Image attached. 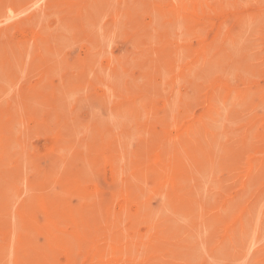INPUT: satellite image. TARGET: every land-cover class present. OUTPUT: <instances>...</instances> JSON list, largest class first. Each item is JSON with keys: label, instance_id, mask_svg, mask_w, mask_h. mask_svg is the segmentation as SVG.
<instances>
[{"label": "rangeland", "instance_id": "1", "mask_svg": "<svg viewBox=\"0 0 264 264\" xmlns=\"http://www.w3.org/2000/svg\"><path fill=\"white\" fill-rule=\"evenodd\" d=\"M39 1L0 0V264H264V0Z\"/></svg>", "mask_w": 264, "mask_h": 264}, {"label": "bare ground", "instance_id": "2", "mask_svg": "<svg viewBox=\"0 0 264 264\" xmlns=\"http://www.w3.org/2000/svg\"><path fill=\"white\" fill-rule=\"evenodd\" d=\"M38 1H39V0H38ZM111 1H114V0H111ZM188 1H189V0H188ZM210 1H212V0H210ZM94 2H95V1H94ZM97 2H98V1H97ZM33 3H34V2H33ZM39 3H40V1H39ZM185 3H187V2H185ZM204 3H205V0H204ZM206 3H207V2H206ZM114 4H115V3H114ZM196 4H199V3H196ZM201 4H203V2H202ZM6 5H7V4H6ZM31 5H32V4H31ZM34 5H35V4H34ZM36 5H37V4H36ZM42 5H43V4H42ZM96 5H97V3L95 4V6H96ZM98 5L100 6V4H98ZM98 5H97V6H98ZM103 5H104V4H103ZM187 6H188V4H187ZM205 6H206V5H205ZM205 6H204V7H205ZM246 6H247V4H246ZM28 8H29V7H28ZM31 8H32V7H31ZM198 8H199V7H198ZM200 8H201V7H200ZM205 9H206V8H205ZM72 10H73V9H72ZM104 11H105V10H104ZM20 12H21V14H22V11H20ZM209 12H210V11H209ZM25 13H27V10H26ZM197 13H199V12H197ZM210 13H211V12H210ZM61 14H63V13H61ZM211 14H212V13H211ZM23 15H24V14H23ZM100 15H101V14H100ZM102 15H103V14H102ZM18 16H19V15H18ZM41 16H42V15H41ZM98 16H99V15H98ZM132 16H133V15H132ZM227 16H228V14H227ZM100 17H101V16H100ZM100 17H99V19H100ZM192 17H193V16H192ZM225 17H226V16H225ZM16 18H17V17H16ZM104 18H105V17H104ZM6 19H7V18H6ZM13 19H14V18H13ZM102 19H103V16H102ZM120 19H121V18H120ZM123 19H124V18H123ZM221 19H222V18H221ZM225 19H226V18H225ZM100 21H101V20H100ZM245 21H246V20H245ZM259 21H260V20H259ZM259 21H258V22H259ZM6 22H7V20H6ZM60 22H61V21H60ZM240 23H241V22H240ZM243 23H244V22H243ZM100 24H101V22H100ZM121 24H122V23H121ZM218 24H219V23H218ZM245 24H246V23H245ZM256 24H257V23H256ZM263 24H264V23H263ZM204 25H205V24H204ZM248 25H249V24H248ZM257 25H258V24H257ZM4 26H5V25H4ZM37 26H38V25H37ZM176 26H177V24H176ZM176 26H175V27H176ZM59 27H61V26H59ZM62 27H63V26H62ZM121 27H123V26H121ZM218 27H219V26H218ZM241 27H242V26H241ZM261 27H262V26H261ZM97 28H98V27H97ZM103 28H104V27H103ZM99 29H100V28H99ZM99 29H98V30H99ZM122 29H123V28H122ZM180 29H181V28H180ZM244 29H245V28H244ZM48 30H49V28H48ZM63 30H64V29H63ZM65 30H66V29H65ZM96 30H97V29H96ZM102 30H103V29H102ZM113 30H114V29H113ZM116 30H117V29H116ZM49 31H50V30H49ZM49 31H48V32H49ZM60 31H61V30H60ZM60 31H59V32H60ZM67 31H69V30H67ZM67 31H65V32H67ZM103 31H104V30H103ZM114 31H115V30H114ZM151 31H152V30H151ZM223 31H224V30H223ZM244 31H245V30H244ZM44 32H45V31H44ZM63 32H64V31H63ZM70 32H71V30H70ZM153 32H154V31H153ZM199 32H200V31H199ZM68 33H69V32H68ZM97 33H98V32H97ZM99 33H101V32H99ZM99 33H98V34H99ZM196 33H197V32H196ZM244 33H245V32H244ZM250 33H251V32H250ZM120 34H121V33H120ZM70 35H71V34H70ZM249 35H250V34H249ZM45 36H46V35H45ZM102 36H104V35H102ZM220 36H221V35H220ZM70 37H71V36H70ZM100 37H101V34H100ZM228 37H229V36H228ZM67 38H68V35H67ZM220 38H221V37H220ZM238 38H239V37H238ZM60 39H61V38H60ZM68 39H69V38H68ZM71 39H72V38H71ZM63 40H64V39H63ZM66 40H67V39H66ZM105 40H106V39H105ZM176 40H177V39H176ZM61 41H62V40H61ZM72 41H73V40H71V42H72ZM108 41H109V40H108ZM114 41H115V40H114ZM114 41H112V42H114ZM156 41H157V40H156ZM241 41H242V39H241ZM63 42H64V41H63ZM63 42H62V43H63ZM66 42L68 43V40H67ZM104 42H105V41H104ZM112 42H111V43H112ZM230 42H231V40H230ZM105 43H106V42H105ZM218 43H219V42H218ZM238 43H239V42H238ZM248 43H249V41H248ZM52 44H53V43H52ZM68 44H70V40H69V43H68ZM106 44H107V43H106ZM134 44H135V43H134ZM239 44H240V43H239ZM246 44H247V43H246ZM70 45H72V44H70ZM112 45H113V44H112ZM112 45H111V46H112ZM249 45H250V44H249ZM64 46H65V48H66V45H64ZM64 46H63V47H64ZM226 46H228V45H226ZM238 46L240 47V45H238ZM238 46H237V47H238ZM245 46H246V45H245ZM247 46H248V45H247ZM31 47H32V46H31ZM224 47H225V46H224ZM235 47H236V45H235ZM237 47H236V48H237ZM67 48H68V46H67ZM233 48H234V46H233ZM241 48H242V47H241ZM68 49H70V48H68ZM218 49H219V48H218ZM253 49H254V48H253ZM28 50H29V49H28ZM28 50H27V51H28ZM65 50H66V49H65ZM92 50H93V49H92ZM102 50H103V49H102ZM188 50H189V49H188ZM194 50H195V49H194ZM248 50H249V49H248ZM95 51H96V50H95ZM210 51H211V50H210ZM221 51H222V50H221ZM221 51H220V52H221ZM235 51H236V50H235ZM238 51H239V50H238ZM238 51H236V52H238ZM246 51H247V50H246ZM10 52H11V51H10ZM29 52H30V51H29ZM225 52H226V51H225ZM229 52H230V50H229ZM233 52H234V51H233ZM241 52H242V50H241ZM241 52H240V53H241ZM200 53H202V52H200ZM211 53H212V52H211ZM211 53H210V54H211ZM246 53H247V52H246ZM98 54H99V53H98ZM219 54H220V53H219ZM229 54H230V53H229ZM55 55H58V54L55 53ZM55 55H54V56H55ZM102 55H103V54H102ZM107 55H108V53H107ZM260 55H262V53H261ZM46 56H47V55H46ZM99 56H100V55H99ZM99 56H98V57H99ZM105 56H106V55H105ZM110 56H111V55H110ZM153 56H154V55H153ZM191 56H192V55H191ZM237 56H238V55H237ZM239 56H240V55H239ZM180 57H181V56H180ZM196 57H197V56H196ZM200 57H201V56H200ZM94 58H95V56H94ZM101 58H102V57H101ZM220 58H221V56H220ZM226 59H228V58H226ZM51 60H52V59H51ZM99 60H100V58H99ZM99 60H98V61H99ZM113 60H114V59H113ZM137 60H138V59H137ZM186 60H187V58H186ZM202 60H203V59H202ZM217 60H218V58H217ZM160 61H161V60H160ZM214 61H215V60H214ZM221 61H224V60H221ZM238 61H239V60H238ZM64 62H65V61L62 62L63 65H64ZM114 62H115V61H114ZM141 62H142V61H141ZM158 62H159V61H158ZM215 62H216V61H215ZM228 62H229V61H228ZM52 63H53V62H52ZM58 63H60V62H58ZM199 63H200V61H199ZM222 63H223V62H222ZM225 63H226V62H225ZM225 63H224V64H225ZM26 64H27V63H26ZM115 64H116V63H115ZM136 64H137V63H136ZM201 64H202V63H200V66H201ZM206 64H207V62H206ZM213 64H214V63H213ZM216 64H217L216 66L222 68V66H219L218 63H216ZM129 65H131V64H129ZM17 66H18V65H17ZM98 66H99V65H98ZM193 66H194V65H193ZM200 66H199V67H200ZM205 66H206V68H207L208 65H205ZM235 66H236V65H235ZM119 67H120V66H119ZM223 67H224V66H223ZM19 68H20V67H19ZM39 68H41V67H39ZM142 68H143V67H142ZM193 68H194V67H193ZM193 68H192V69H193ZM209 68H210V66H209ZM211 68H212V66H211ZM25 69H26V67H25ZM25 69H24V70H25ZM203 69H205V68H203ZM214 69H215V68L213 67L212 72L214 71ZM240 69H241V68H240ZM105 70H106V69H105ZM117 70H118V69H117ZM146 70H148V69H146ZM195 70H197V69H195ZM41 71H42V69H41ZM205 71H207V72L209 73V69H208V70L206 69ZM234 71H235V70H234ZM234 71L232 70V72H234ZM24 72H25V71H24ZM58 72H59V70H58ZM58 72H57V73H58ZM106 72H107V71H106ZM139 72H140V71H139ZM188 72H189V71H188ZM212 72H211V73H212ZM190 73H191V72H190ZM194 73H195V72H194ZM54 74H56V73H54ZM108 74H109V73H108ZM149 74H150V73H149ZM169 74H170V73H169ZM245 75H246V74H245ZM99 76H100V75H99ZM149 76H150V75H149ZM163 76H164V74H163ZM190 76H191V75H190ZM198 76H199V75H198ZM198 76H197V78H198ZM203 76H204V75H203ZM92 77H93V76H92ZM204 77H205V76H204ZM206 77H207V75H206ZM244 77H245V76H244ZM2 78H3V77H2ZM114 78H115V77H114ZM190 78H191V77H190ZM201 78H202V77H201ZM201 78L199 77V79H201ZM187 79H188V78H187ZM192 79H193V78H192ZM44 80H45V78H44ZM148 80H149V77H148ZM6 81H7V80H6ZM200 81H202V80H200ZM96 82H97V81H96ZM121 82H122V81H121ZM6 83H7V82H6ZM16 83H17V82H16ZM44 83H45V82H44ZM46 83H47V82H46ZM109 84H111V83H109ZM9 85H10V84H9ZM47 85H48V84H47ZM3 86H4V85H3ZM103 86H104V85H103ZM5 87H6V86H5ZM12 87H13V86H12ZM12 87H11V88H12ZM69 87H70V86H69ZM36 88H38V87H36ZM40 88L43 89L44 87L42 88V86H40ZM40 88H39V90H40ZM86 88H87V87H86ZM3 89H4V88H3ZM5 89H6V88H5ZM46 89H47V88H46ZM8 90H9V89H8ZM13 90H14V89H13ZM15 90H16V89H15ZM65 90H66V88H65ZM71 90H72V87H71ZM72 91H74V90H72ZM76 91H78V90L75 89V94H77ZM45 92H46V91H45ZM173 92H174V91H173ZM263 92H264V91H263ZM68 93H69V92H68ZM78 93H79V92H78ZM259 93H261V92H259ZM0 95H1V94H0ZM59 95H60V94H59ZM69 95H70V94H69ZM2 96H4V95H2ZM76 96H77V95H76ZM248 96H249V95H248ZM249 97H250V96H249ZM251 97H252V96H251ZM69 98H70V97H69ZM73 98H74V97H73ZM213 98H216V97H213ZM39 99H40V97L38 98V100H39ZM66 99H68V98H66ZM216 99H217V98H216ZM40 100H41V99H40ZM62 100H63V99H62ZM250 100H251V99H250ZM214 101L216 102L215 99H214ZM217 101H218V99H217ZM221 101H222V100H221ZM240 101H241V100H240ZM42 102H43V101H42ZM109 102H111V100H110ZM218 103H219V102H218ZM218 103H217V104H218ZM221 103H222V102H221ZM175 104H176V103H175ZM227 104H228V103H227ZM243 104H244V103H243ZM245 104H246V103H245ZM261 104H262V103H261ZM45 105H46V104H45ZM66 105H67V104H66ZM68 105H69V104H68ZM218 105H219V104H218ZM236 106H237V105H236ZM215 107H216V106H215ZM218 108H219V107H218ZM139 109H141V108H139ZM130 110H131V109H130ZM172 110H173V109H172ZM239 110H240V109H239ZM256 110H257V109H256ZM259 110H260V109H259ZM261 110H262V108H261ZM170 111H171V109H170ZM170 111H169V112H170ZM226 111H227V110H226ZM174 112H175V111H174ZM223 113H225V111H223ZM227 113H228V112H227ZM128 114H129V113H128ZM213 114H214V113H213ZM216 115H217V114H216ZM225 115H226V114H225ZM225 115H224V116H225ZM141 116H142V115H141ZM239 116H240V115H239ZM215 117H216V116H215ZM246 117H247V116H246ZM218 118H220V117H218ZM222 118H223V117H222ZM112 119H113V118H112ZM224 119L227 120V119H226V116H225ZM262 119H263V118H262ZM210 121H211V120H210ZM241 121H242V120H241ZM212 122H213V121H212ZM219 122H221V121H219ZM222 123H223V122H222ZM214 124H215V123H214ZM219 124H220V123H219ZM230 124H231V122H230ZM249 124H250V123H249ZM216 125H218V124H216ZM223 125H224V124H223ZM223 125H222V126H223ZM232 125H233V124H232ZM237 125H238V124H237ZM198 126H200V124H199ZM210 127H211V126H210ZM220 128H221V126H220ZM213 129H214V127H213ZM213 129H212V130H213ZM84 130H85V129H84ZM84 130H83V131H84ZM194 130H195V128H194ZM209 130H210V129H209ZM220 130H221V129H220ZM252 130H253L252 132H253V134H254V129H252ZM255 130H256V127H255ZM78 131H79V130H78ZM86 131H87V130H86ZM217 131H218V129H217ZM14 132H15V131H14ZM136 132H137V131H136ZM236 132H237V131H236ZM16 133H17V132H16ZM133 133H134V132H133ZM133 133H132V134H133ZM199 133H200V132H199ZM249 133H251V132H249ZM130 134H131V133H130ZM175 134H176V133H175ZM175 134H174V135H175ZM236 134H237V133H236ZM251 134H252V133H251ZM253 134H252V135H253ZM16 135H17V134H16ZM134 135H135V133H134ZM189 135H190V134H188V136H189ZM193 135H194V132H193ZM196 135H197V134H196ZM194 136H195V135H194ZM194 136H193V137H194ZM230 136H231V135H230ZM78 137H79V136H78ZM183 137H185V136H183ZM191 137H192V136H191ZM197 137H198V136H197ZM252 137H253V136H252ZM198 138H199V137H198ZM233 138H234V137H233ZM249 138H250V137H249ZM124 139H127V138H124ZM176 139H177V138H176ZM201 139H202V138H201ZM229 139H230V138H229ZM209 140H210V139H209ZM218 140H219V139H217V142H218ZM249 140H250V139H249ZM127 141H130V140L127 139ZM247 141H248V140H247ZM249 142H250V141H249ZM255 142H257V141H255ZM235 143H236V142H235ZM258 143H259V142H258ZM263 143H264V142H263ZM198 144H199V143H198ZM246 144H247V143H246ZM113 145H114V144H113ZM113 145H112V146H113ZM129 145H130V144H129ZM8 146H9V145H8ZM105 146H106V145H105ZM108 146H109V144H108ZM206 146H207V145H206ZM217 146H218V145H217ZM247 146H248V145H247ZM47 147H48V146H47ZM126 147H127V146H126ZM215 147H216V146H214V148H215ZM8 148H9V147H8ZM104 148H105V147H104ZM128 148H129V146H128ZM214 148H213V149H214ZM98 149H99V148H98ZM126 149H127V148H126ZM245 149H246V148H245ZM21 150H22V149H21ZM128 150H129V149H128ZM217 150H218V149H217ZM231 150H232V148H231ZM250 150H251V149H250ZM248 152H250V151L248 150ZM0 153H1V151H0ZM100 153L103 154V153H102V150H101V147H100ZM227 155H228V154H227ZM186 156H187V155H186ZM126 158H128V157H126ZM151 158H152V157H151ZM114 159H115V158H114ZM154 159H155V158H154ZM215 159H216V158H215ZM219 160H220V159H219ZM216 161H218V160H216ZM216 161H214V162L216 163ZM82 162H83V161H82ZM219 162H220V161H219ZM119 163H120V162H119ZM210 164H211V163H210ZM223 164H224V162H223ZM215 165H216V164H215ZM220 165H222V164H220ZM186 166H187V165H186ZM218 166H219V164H218ZM263 166H264V165H263ZM107 167H108V166H107ZM251 167H252V166H251ZM216 168H217V167H216ZM216 168H215V170H216ZM61 169H62V168H61ZM127 169H128V168H127ZM127 169H126V170H127ZM217 169H218V168H217ZM209 170H210V169H209ZM215 170H214V172H215ZM239 170H240V169H239ZM27 171H28V170H27ZM210 171H211V170H210ZM210 171H209V173H210ZM112 172H113V171H112ZM121 172H122V171H121ZM206 172H208V170H206L205 172H203V174H204V173L206 174ZM214 172H213V173H214ZM216 172H217V171H216ZM54 173H55V172H54ZM54 173H53V174H54ZM200 174H201V173H200ZM214 174H215V173H214ZM241 174H242V173H241ZM48 175H50V174H48ZM206 175H207V174H206ZM208 175H209V174H208ZM252 175H253V174H252ZM55 176H56V175H55ZM187 176H188V175H187ZM212 176H213V175H212ZM216 176H217V175H216ZM45 177H46V176H45ZM85 177H86V176H85ZM147 177H148V176H147ZM150 177H151V176H150ZM200 177H202V174H201ZM208 177H209V176H208ZM187 178H188V177H187ZM111 179H112V178H111ZM208 179H209V178H208ZM211 179H212V178H211ZM211 179H210V180H211ZM0 180H2V179H0ZM23 180H25V179H23ZM23 180H22V181H23ZM50 180H51V179H50ZM53 180H55V178H54ZM53 180H52V182H54ZM206 180H207V178H206ZM77 181L79 182V179H77ZM195 181H196V180H195ZM203 181H204V179H203ZM47 182H48V181H47ZM73 182H74V181H73ZM75 182H76V180H75ZM81 182H82V181H81ZM111 182H112V181H111ZM222 182H223V181H222ZM187 183H188V182H187ZM20 184H21V183H20ZM23 184H24V182H23ZM52 184H53V183H52ZM78 184H79V183H78ZM207 184H208V183H207ZM210 184H211V183H210ZM21 185H22V184H21ZM42 185H43V184H42ZM49 185H50V182H49ZM62 185H63V184H62ZM72 185H75V183H72ZM83 185H84V183H83ZM203 185H204V184H203ZM22 186H23V185H22ZM75 186H76V185H75ZM153 186H154V185H153ZM153 186H152V187H153ZM182 186H183V184H182ZM208 186H209V185H208ZM217 186H218V185H217ZM9 187H10V186H9ZM41 187H42V186H41ZM59 187H60V186H59ZM77 187H78V186H77ZM86 187H87V186H86ZM214 187H215V186H214ZM246 187H247V186H246ZM33 188H34V187H33ZM61 188H62V187H61ZM75 188H76V187H75ZM79 188H80V186H79ZM82 188H83V187H82ZM95 188H96V187H95ZM95 188H94V189H95ZM210 188H211V187H210ZM90 189H91V188H90ZM247 189H249V188H247ZM5 190H6V189H5ZM5 190H4V191H5ZM47 190H48V188H47ZM49 190H50V189H49ZM53 190H54V189H53ZM71 190H72V189H71ZM86 190H87V189H86ZM96 190H97V189H96ZM262 190H263V189H262ZM0 191H1V190H0ZM59 191H60V190H59ZM78 191H80V190H78ZM90 191H91V190H90ZM90 191H89V192H90ZM171 191H172V190H171ZM184 191H185V190H184ZM196 191H197V190H196ZM29 192H31V191H29ZM55 192H57V191H55ZM69 192H70V191H69ZM71 192H72V191H71ZM246 192H247V191H246ZM246 192H245V194H246ZM16 193H17V191H16ZM31 193H32V192H31ZM31 193H30V194H31ZM45 193H47V192H45ZM78 193H79V192H78ZM91 193H92V192H91ZM148 193H149V192H148ZM203 193H204V192H203ZM72 194H73V193H72ZM79 194H80V193H79ZM137 194H138V192H137ZM161 194H162V193H161ZM205 194H206V193H205ZM258 194H259V193H258ZM43 195H44V194H43ZM43 195L41 194L40 197H38L39 200H40V198L42 199V196H43ZM138 195H139V194H138ZM200 195H201V194H200ZM223 195H224V194H223ZM29 196H30V195H29ZM84 196H86V195H85V192H84ZM88 196H89V195H88ZM92 196H93V195H92ZM94 196H95V195H94ZM202 196H203V195H202ZM205 196H206V195H205ZM205 196H204V197H205ZM242 196H244V195H242ZM261 196H262V195H261ZM46 197H48V195H46ZM52 197H53V196H52ZM113 197H114V196H113ZM140 197H141V196H140ZM160 197H161V196H160ZM160 197H159V198H160ZM195 197H196V196H195ZM204 197H203V198H204ZM255 197H256V196H255ZM262 197H263V196H262ZM43 198H44V200H45V197H44V196H43ZM101 198H102V197H101ZM110 198H111V200H112V197H110ZM154 198H155V197H154ZM154 198H153V199H154ZM2 199H3V198H2ZM114 199L116 200V198H114ZM141 199H142V198H141ZM163 199H164V198H163ZM165 199H166V198H165ZM247 199H248V198H247ZM263 199H264V198H263ZM9 200H10V199H8V201H9ZM44 200H40V201H39V202H40V205H42V204H44V203L46 204V203H47L46 201H49V200H50L51 202H50V203L48 202V205H49V204H52V202H54V201L57 202V200H54V199H53V201H52V199H51V197H50L49 200L46 198L45 202H44V203H41V202L44 201ZM91 200H92V201H95L96 199L94 200V199L92 198ZM98 200H99V203H100V198H99ZM154 200H155V199H154ZM240 200H241V199H240ZM260 200H261V199H260ZM8 201H7V203H8ZM24 201H25V200H24ZM61 201H62V200H61ZM61 201H58V202H61ZM64 201H65V200H64ZM165 201H166V200H165ZM196 201H197V200H196ZM213 201H214V200H213ZM213 201H212V202H213ZM258 201H259V200H258ZM261 201H262V200H261ZM4 202H5V201H4ZM242 202H243V201H242ZM244 202H246V200H245ZM244 202H243V203H244ZM10 203H11V202H10ZM14 203H16V202L14 201ZM69 203H71V201H70ZM95 203H97V201H96ZM160 203H162V201H161ZM206 203H208V202H206ZM257 203H258V202H257ZM259 203H261V202H259ZM57 204H58V203H57ZM60 204H61V203H60ZM93 204H94V203H93ZM112 204H113V203H112ZM164 204H165V203H164ZM236 204H237V201H236ZM9 205H10V204H9ZM15 205H17V204H15ZM52 205H53V204H52ZM55 205H56V204H55ZM66 205L69 206L68 204H65L64 206L66 207ZM70 205H71V204H70ZM91 205H92V203H91ZM91 205H90V206H91ZM100 205H101V204H100ZM162 205H163V204H162ZM258 205H259V204H258ZM22 206H23V205H22ZM28 206H29V205H28ZM53 206H54V205H53ZM56 206H58V205H56ZM110 206H111V205H110ZM165 206H167V205H164V207H165ZM240 206H241V205H240ZM10 207H12V205H10ZM13 207H14V206H13ZM39 207H40V206H39ZM42 207H43V206H42ZM71 207H72V206H71ZM93 207H95V205H93ZM164 207H163V208H164ZM256 207H257V206H256ZM261 207H263V206H261ZM8 208H9V207H8ZM53 208H54V207H53ZM57 208H59V207H57ZM69 208H70V206H69ZM73 208H74V207H73ZM96 208H98V207H95V209H96ZM101 208H102V207H101ZM107 208H108V207H107ZM166 208H167V207H166ZM166 208H165V209H166ZM169 208H170V207H169ZM12 209H13V208H12ZM12 209H11V210H12ZM15 209H16V207H15ZM40 209H41V208H40ZM40 209H37V211L40 210ZM45 209H46V207H45ZM45 209H43V210H44V211H47V212H48L49 210H50L49 212H52V211L54 212V210L51 211L52 207L49 208V209H47V210H45ZM54 209L56 210V208H54ZM62 209H63V207H62L61 210H59V211H62ZM70 209H71V208H70ZM157 209H158V208H157ZM229 209H230V208H229ZM241 209H242V208H241ZM254 209H255V208H254ZM256 209H257V208H256ZM11 210H10V211H11ZM13 210H14V209H13ZM18 210H19V209H18ZM75 210H78V208H77L76 206H75ZM97 210H98V209H97ZM143 210H144V209H143ZM260 210H261V209H260ZM260 210H259V212H260ZM2 211H3V210H2ZM37 211L34 210L33 212H36V214H38V215L40 214V215H41L42 210H40L41 212H39V213H38ZM44 211H43V212H44ZM151 211H152V209H151ZM160 211H162V210H160ZM208 211H209V210H208ZM210 211H211V210H210ZM227 211H228V209H227ZM232 211H234V210H232ZM243 211H244V210H243ZM3 212H7V211L5 210V211H3ZM47 212H45V213H43V214H44V215H45V214H49V212H48V213H47ZM53 212H52V214H51L52 216L49 214L50 217H48V219H47L48 221L51 220L52 218H53L52 220H55V219H56L55 221L58 220V219H57V216H56V218H55V216H54L55 214H53ZM56 212H58V210H57ZM64 212H65V211H64ZM69 212H70V210H69ZM78 212H79V210H78ZM81 212H82V211H81ZM81 212H79V213H81ZM101 212H102V211H101ZM103 212H104V211H103ZM167 212H168V211H167ZM195 212H196V211H195ZM254 212H255V211H254ZM259 212H258V214L261 213V212H260V213H259ZM12 213H13V212H12ZM24 213H25V211H24ZM29 213H30V212H29ZM72 213H73V211H72ZM104 213H105V212H104ZM251 213H252V212H251ZM10 214H11V213H10ZM25 214L27 215L28 213H25ZM32 214L34 215V213H32ZM32 214H31V215H32ZM59 214H61V213H59ZM109 214H110V212H109ZM221 214H222V213H221ZM246 214H247V213H246ZM252 214H253V213H252ZM5 215H6V214H5ZM11 215H12V214H11ZM28 215H29V214H28ZM28 215H27V216H28ZM44 215H43V216H44ZM57 215H58V213H57ZM75 215H76V212H75ZM151 215H152V214H151ZM155 215H157V214H155ZM158 215H161V213H158ZM175 215H176V214H175ZM175 215H174V216H175ZM238 215H239V214H238ZM262 215H263V214H262ZM7 216H8V214H7ZM16 216H17V215H16ZM16 216H15V217H16ZM29 216H30V215H29ZM34 216H35V218H36V215H34ZM34 216H30V217L32 218V217H34ZM43 216L41 215V216H39V217L45 218V217H43ZM53 216H54V217H53ZM63 216H64V215H63ZM68 216H69V215H68ZM78 216H79V214H78ZM172 216H173V215H172ZM174 216H173V217H174ZM246 216H247V215H246ZM3 217H4V216H3ZM17 217H18V216H17ZM24 217H25V216H24ZM30 217H29V218H30ZM37 217H38V216H37ZM46 217H47V216H46ZM58 217H59V219H60V218L62 219V214H61L60 216H58ZM74 217H76V216H73V218H74ZM157 217H158V216H157ZM160 217H161V216H160ZM181 217H182V216H181ZM49 218H50V219H49ZM54 218H55V219H54ZM66 218H67V217H65L64 219H66ZM68 218H69V217H68ZM251 218H252V216H251ZM251 218H250V220H252ZM258 218H259V216H258ZM258 218H257V219H258ZM260 218H261V217H260ZM9 219H10V216H9ZM15 219H16V218H15ZM17 219H18V218H17ZM19 219H20V218H19ZM19 219H18V220H19ZM26 219H27V218H26ZM45 219H46V218H45ZM74 219H76V218H74ZM78 219H80V218L78 217ZM81 219L87 220V219L82 218V217H81ZM81 219H80V221H78V222H81V221H82ZM179 219H180V218H179ZM204 219H205V218H204ZM255 219H256V218H255ZM39 220H41V219H39ZM43 220H44V219H43ZM52 220H51V221H52ZM69 220H71V219H69ZM76 220H77V219H76ZM182 220H184V219H182ZM200 220H201V218H200ZM242 220H243V219H242ZM245 220H247V218H246V219L244 218L243 221H245ZM248 220H249V219H248ZM11 221H12V220H11ZM30 221H32V220H30ZM41 221H42V220H41ZM55 221H54V222H55ZM74 221H75V220H74ZM243 221H242V223H243ZM252 221H253V220H252ZM54 222L52 221L51 223L55 224L56 222H55V223H54ZM59 222H60V221H59ZM82 222H83V223H86L85 221H82ZM82 222H81L80 226H81V225L84 226V224H83ZM168 222H169V221H168ZM168 222H167V223H168ZM179 222H180V221H179ZM182 222H183V221H182ZM12 223H13V221H12ZM25 223L27 224V222H25ZM39 223H40V222H39ZM71 223H72V222H71ZM174 223H175V222H174ZM183 223H185V222H183ZM226 223H227V222H226ZM245 223H247V221H246ZM249 223H250L249 225H251V224L254 223V222H249ZM256 223H258V222H256ZM256 223H255V224H256ZM263 223H264V222H263ZM34 224L36 225V221H35ZM37 224H38V223H37ZM44 224H45V226H41V225H40V228L42 227L41 229H43V227H46V229H45V228H44V229L47 230V226H48V225H47L46 223H44ZM72 224H74V223H72ZM77 224H78V223H77ZM171 224H172V223H171ZM13 225H14V224H13ZM51 225H52V224H51ZM59 225H60V224H59ZM173 225H174V224H173ZM222 225H223V224H222ZM252 225H253V224H252ZM252 225H251V226H252ZM256 225H257V224H256ZM256 225H255V226H256ZM26 226H27V225H26ZM55 226L57 227V225H54L53 228H55ZM83 226H82V227H83ZM177 226H178V225H177ZM180 226H181V225H180ZM236 226H237V225H236ZM255 226H254V227H255ZM263 226H264V225H263ZM38 227H39V225L37 226V228L35 227L33 230L35 231L36 229H38ZM138 227H139V226H138ZM192 227H193V226H191V228H192ZM238 227H240V226H238ZM242 227H243V226H242ZM254 227H253V228H254ZM2 228H3V227H2ZM10 228H11V226H10ZM13 228H14V227H13ZM48 228H49V227H48ZM73 228L75 229L74 226H73ZM78 228H79V227H78ZM86 228H89V226H87ZM86 228L84 229V232H83V233H86V231H87ZM248 228H249V227H248ZM263 228H264V227H263ZM263 228H262V229H263ZM3 229H4V228H3ZM7 229H8V228H7ZM17 229H18V228H17ZM25 229H26V228H25ZM89 229H90V228H89ZM209 229H211V228H209ZM244 229H245V228H244ZM257 229H258V228H257ZM26 230H27V229H26ZM29 230H30V229H28V232H29ZM45 230H43V231L45 232ZM56 230H57V228H56ZM85 230H86V231H85ZM171 230H172V229H171ZM229 230H230V229H229ZM248 230H250V229H248ZM22 231H23V230H22ZM30 231H31V230H30ZM47 231H48V230H47ZM76 231H77V230H76ZM78 231H79V230H78ZM78 231H77V232H78ZM88 231H89V230H88ZM190 231H191V230H190ZM208 231H209V230L207 229V232H208ZM235 231H237V230H235ZM239 231H240V230H239ZM260 231H261V230H260ZM1 232H5V231L1 229ZM16 232H17V231H16ZM28 232H27V233H28ZM40 232H41V231H40ZM40 232L37 231V233H39V234H40ZM63 232H64V231H63ZM237 232H238V231H237ZM7 233H8V232H7ZM9 233H10V231H9ZM34 233H35V232H34ZM46 233H47V232H46ZM46 233H45V234H46ZM57 233H60L59 230H58ZM57 233H56V236L58 237ZM90 233H92V235H94L93 232L91 231V229H90ZM90 233H89V234H90ZM204 233H205V232H204ZM245 233H246V232H245ZM19 234H20V232H19ZM45 234H44V235H45ZM47 234H50V235H53V236H54V233H52L51 231L48 232ZM79 234H80V233H79ZM89 234L86 235V236H87V237H90L91 235H89ZM125 234H126V233H125ZM162 234H163V233H162ZM246 234H248V233H246ZM256 234H257V233H256ZM12 235H14V232H11V233H10V238H12ZM28 235H29V233H28ZM41 235H42V238H43L44 236H43L42 232H41ZM60 235H61V234H60ZM60 235H59V236H60ZM83 235H84V234H83ZM126 235H127V234H126ZM200 235H201V234H200ZM248 235H249V234H248ZM261 235H262V233H261ZM21 236H22V235H21ZM25 236H26V235H25ZM39 236H40V235H39ZM46 236H47V235H46ZM46 236H45V237H46ZM76 236H77V233H76ZM81 236H82V234H81ZM84 236H85V235H84ZM86 236H85L84 238H87ZM234 236H235V235H234ZM234 236H232V237H234ZM15 237H16V236L13 237L14 240H15ZM51 237H52V236H51ZM51 237L49 236V238H50V239H48L49 242L51 241ZM54 237H55V236H54ZM79 237H80V236H77L78 239H80ZM94 237H95V236H94ZM178 237H179V236H178ZM181 237H182V236H181ZM196 237H198V236H196ZM243 237H245V236H243ZM252 237H253V234H252ZM263 237H264V236H263ZM17 238H18V236H17ZM29 238H30V237H29ZM52 238H53V237H52ZM59 238H60V237H58L57 240H60ZM90 238H91V237H90ZM187 238H188V237H187ZM204 238H205V237H204ZM214 238H215V237H214ZM257 238H258V237H257ZM260 238H262V236H261ZM22 239L24 240L23 237H22ZM45 239H46V238H45ZM54 239H55V238H54ZM61 239H63V240L60 241L61 245L59 244V246H62L63 243H64L65 241H67V239H65L64 236H63V238L61 237ZM88 239H89V238H88ZM91 239H92V238H91ZM190 239H191V238H190ZM244 239H245V238H244ZM6 240H8V239H6ZM12 240H13V239H12ZM12 240L10 239V241H12ZM14 240H13V243H15ZM19 240H20V239H19ZM23 240H22V241H23ZM27 240H28V239H27ZM31 240H32V239H31ZM52 240H53V239H52ZM57 240H56V241L53 240L54 243L51 241L50 244L52 245V247H55V248H56V247H59L58 244L55 245V243H59V241H57ZM64 240H65V241H64ZM80 240H81V239H80ZM193 240H194V239H193ZM206 240H207V239H206ZM229 240H230V239H229ZM229 240H228V241H229ZM261 240H262V239H261ZM261 240H260V241H261ZM17 241H18V240H17ZM22 241H21V242H22ZM63 241H64V242H63ZM94 241H95V240H93V242H94ZM96 241H97V240H96ZM96 241H95V242H96ZM114 241H115V240H114ZM181 241H182V240H181ZM183 241H184V240H183ZM188 241H189V240H188ZM199 241H200V240H199ZM203 241H204V240H203ZM207 241H208V240H207ZM238 241H239V239H238ZM260 241H259V242H260ZM4 242H5V241H4ZM24 242H25V241H24ZM62 242H63V243H62ZM93 242H92V243H93ZM95 242H94V244H95ZM224 242H226V241H224ZM11 243H12V242H11ZM16 243H17V242H16ZM16 243H15V244H16ZM92 243H91V244H92ZM96 243H97V242H96ZM132 243H133V242H132ZM205 243H206V242H205ZM236 243H238V242H236ZM245 243H247V240H246ZM245 243H243V245H244ZM257 243H258V241H257ZM257 243H256V244H257ZM15 244H14V245H15ZM20 244H22V243H20ZM20 244H19V241H18V245H19V246H20ZM25 244L27 245V243H25ZM53 244H54L55 246H54ZM65 244H67V243L65 242ZM65 244H64V246H63V251L60 250L61 253H65V251H64L65 249H64V248L67 246V245H65ZM111 244H112V243H111ZM134 244H135V243H134ZM208 244H209V243H208ZM226 244H227V242H226ZM229 244H230V243H229ZM256 244H255V246H256ZM262 244H263V243H262ZM262 244H260V245H262ZM8 245H10V243H8ZM11 245H12V244H11ZM16 245H17V244H16ZM18 245H17V246H18ZM26 245H25V246H26ZM30 245H31V243H30ZM48 245H49V244H48ZM101 245H102V244H101ZM206 245H207V244H206ZM241 245H242V244H241ZM245 245H246V244H245ZM258 245H259V244H258ZM134 246H135V245H134ZM139 246H140V245H139ZM201 246H203V245H201ZM204 246H205V245H204ZM223 246L225 247V245H223ZM22 247H24L23 244H22ZM27 247H28V246H27ZM88 247H90V244L88 245ZM189 247H191V246H188V248H189ZM197 247L199 248V245H198ZM197 247H196V248H197ZM219 247H221V245H220ZM227 247H228V245H227ZM229 247H230V246H229ZM253 247H254V246H253ZM2 248H3V247H2ZM28 248H29V247H28ZM28 248H27V249H28ZM40 248H41V247H40ZM66 248H67V247H66ZM68 248H69V247H68ZM90 248H91V247H90ZM90 248H88V249L90 250ZM94 248H95V247H94ZM151 248H152V247H151ZM201 248H202V247H201ZM243 248H244V247H243ZM248 248H249V247H248ZM258 248H259V247H258ZM12 249H13V247H12ZM20 249H21V252H22V250H24L25 247H24V248H19V250L17 249V250L19 251V255L22 256V253H23L24 251L20 254ZM53 249H54V248H53ZM58 249H59V248H58ZM61 249H62V248H61ZM107 249H108V248H107ZM199 249H200V248H199ZM220 249H222V248H220ZM223 249H224V248H223ZM95 250H96V249H95ZM191 250H193V249H191ZM218 250H219V249H218ZM226 250H227V249H226ZM235 250H236V249H235ZM254 250H255V249H254ZM260 250H261V249H260ZM27 251H28V250H27ZM31 251H32V250H30V252H31ZM55 251L57 252L56 249H55ZM55 251H54L53 253H55ZM67 251H68V250H67ZM92 251H93V250H92ZM116 251H117V250H116ZM145 251H146V250H145ZM213 251L215 252V251H217V249H216V250H213ZM247 251H248V250H247ZM249 251H250V250H249ZM90 252H91V251H90ZM98 252L100 253L101 250H99ZM117 252H118V251H117ZM129 252H130V251H129ZM131 252H132V251H131ZM143 252H144V251H143ZM173 252H174V251H173ZM197 252H198V249H197ZM197 252H196V253H197ZM220 252H221V250H220ZM222 252L224 253V250H223ZM228 252H229V251H228ZM230 252H232V249H231ZM230 252H229V253H230ZM233 252H234V250H233ZM239 252H241V251H239ZM42 253H44V252H42ZM51 253H52V252H51ZM58 253H59V250H58L57 254H58ZM61 253H60V255H61ZM92 253H93V252H92ZM196 253H195V254H196ZM215 253H216V252H215ZM215 253H214V254H215ZM218 253H219V252H218ZM241 253H242V252H241ZM244 253H245V252H244ZM36 254H37V253H36ZM96 254H98V253H96ZM132 254H133V253H132ZM141 254H142V253H141ZM195 254H194V255H195ZM201 254H202V253H201ZM221 254H222V253H221ZM230 254H232V253H230ZM233 254H234V253H233ZM247 254H248V252H247ZM249 254H250V253H249ZM253 254H254V253H253ZM23 255H24V253H23ZM54 255H55V254H54ZM54 255L52 256V258H54V257L56 256V255H55V256H54ZM65 255H66V253H65ZM86 255H87V254H86ZM190 255H191V254H190ZM196 255H197V254H196ZM196 255H195V256H196ZM258 255H259V254H258ZM37 256H39V255H37ZM43 256H44V257H47V256H45V253H44ZM48 256H49V255H48ZM68 256H69V254L67 255V257H68ZM228 256H229V255H228ZM231 256H232V255H231ZM234 256H235V255H234ZM246 256H248V255H246ZM246 256H245V257H246ZM39 257H41V256H39ZM39 257H37V259H38V263L40 262V261H39ZM56 257H57V256H56ZM67 257L65 256L66 259H67ZM95 257H97V255H96ZM105 257H106V254H105ZM35 258H36V257H35ZM35 258H34L33 260H35ZM47 258H49V257H47ZM69 258H70V257H69ZM11 259H12V258H11ZM13 259H14V257H13ZM20 259H21V258H20ZM40 259H41V258H40ZM49 259H51V258H49ZM191 259H192V258H191ZM245 259H246V258H245ZM22 260L24 261V259H21V261H22ZM42 260H43V259H42ZM46 260H47V259H46ZM46 260H45V263H43L44 261H42V263H43V264H48V263L51 262L52 264H54L53 261H52V260H54V259H52V260H47V262H46ZM183 260H184V259H183ZM233 260H234V258H233ZM233 260L230 259V261H233ZM238 260H239V259H238ZM36 261H37V260H36ZM66 261H67V260H66ZM68 261H69V262H68V264H69L71 261H70L69 259H68ZM105 261H106V260H105ZM155 261H156V260H155ZM192 261H194V258H193ZM240 261H241V260H240ZM243 261L245 262V260L242 259L241 262H243ZM250 261H251V260H250ZM250 261H249V262H250ZM255 261H257V260H255ZM54 262H55V261H54ZM173 262H174V261H173ZM241 262H239V263H241ZM246 262L248 263V261H246ZM22 263H23V262H22ZM30 263H31V262H30ZM32 263H33V261H32ZM42 263H40V264H42ZM51 263H50V264H51ZM64 263H66V262H64ZM134 263H136V262H134ZM157 263H158V261H157ZM235 263H236V261H235ZM254 263H255V262H254ZM33 264H36V262H34ZM55 264H56V263H55ZM71 264H74L73 261H72ZM242 264H243V263H242ZM248 264H249V263H248ZM250 264H251V263H250Z\"/></svg>", "mask_w": 264, "mask_h": 264}]
</instances>
